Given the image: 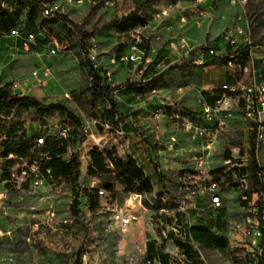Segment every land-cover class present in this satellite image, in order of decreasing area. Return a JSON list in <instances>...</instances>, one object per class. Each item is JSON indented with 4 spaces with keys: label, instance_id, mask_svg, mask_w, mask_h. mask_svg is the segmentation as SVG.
<instances>
[{
    "label": "rangeland",
    "instance_id": "1",
    "mask_svg": "<svg viewBox=\"0 0 264 264\" xmlns=\"http://www.w3.org/2000/svg\"><path fill=\"white\" fill-rule=\"evenodd\" d=\"M180 1L186 0H118L113 7L107 8L95 0H83L80 3L57 0L59 7L54 16L47 18L40 12L35 16L39 26L30 29L38 33L44 28V42L56 39L61 46L57 56L46 60L52 67V73L42 84H37L32 76L39 59L17 51L14 39H0V87H6L15 94L36 97L45 105L58 103L67 109V112L53 110L41 116L36 115L33 108L15 107L0 111V264H74L77 259L79 264H148V240L157 245L164 244L171 255V264H194L186 258L177 242L185 239L190 225H213L217 210L212 206V192L208 190L209 181L218 174L213 173V170L224 165L226 148L246 166L251 146L249 137L253 130L241 116L229 120L214 138L207 158V173L196 172L193 168L195 157L204 151L206 141L186 135L177 124V118H164L160 122L148 118L144 129L126 123L128 117L133 115L134 104L141 102L134 90L126 92L134 93L129 97L121 93L124 85L130 82L128 79L133 68L132 64L119 60L120 54L128 47L129 38L115 27H104L134 10L149 19L157 9ZM13 9L18 10L24 19L29 5L27 2L13 4ZM238 14L243 15L241 21L246 24L253 44L264 46V0H249L245 6L228 3L225 19L219 21L213 33H218L231 19L230 24L233 23ZM59 15L71 20L79 32L93 35L81 38ZM22 25L18 23L16 27ZM167 42L158 43L159 53ZM144 45L147 47L149 41ZM254 52L259 55L261 52V56L264 53L261 48H254ZM89 61L100 74L105 70L113 74L111 82L115 87L110 88L107 96L114 101L115 109L119 110L117 113H122L120 119L124 123V135L118 133L121 121L117 120L116 114H108L111 109L109 100L102 94H95L91 87ZM161 62L158 54L154 56L147 70L131 75L136 81L130 84L141 85L146 91L152 86L160 87L154 79L163 71L158 72L167 61ZM124 68L128 74L126 76L121 75ZM155 72L158 74L149 77ZM13 82H18V89L11 88ZM166 112L167 117H170L174 110L167 107ZM68 113L79 118L81 124L77 125ZM147 114L152 116L150 111ZM99 117L101 120H110V128L100 124L96 126L94 119ZM63 121L72 124L74 134L78 137L72 152L62 156L72 165L71 176H55L46 187L38 189H14L5 181L8 179L6 168L15 163L11 161L10 164V159L2 154L8 137L7 130L21 125L20 134L31 147L39 133L49 134L56 124ZM171 124L174 128L168 129ZM81 126L89 129L84 133V141L80 140ZM175 134L178 142L170 148L169 139ZM140 143L143 144L144 153L141 156L140 147H137ZM93 147L104 152L112 151L123 159L135 153L153 183L152 191L141 193L135 187L128 190L119 176L111 180L116 189L108 190L103 177L88 171L90 150ZM257 148V156L263 166L264 141L257 140ZM244 149L246 155L241 152ZM249 178L251 185L252 180ZM98 187L104 189L105 194L98 193V203L91 206L89 194L92 190H98ZM5 191H8V195L1 196ZM243 192L242 188L233 185L220 189L221 206L228 209V225L239 221L244 213L243 207H247L242 202ZM134 193L141 194V197H135ZM76 195L77 205L73 207ZM107 205L114 209L129 208L137 214V219L121 230L110 219L109 213L102 212V208ZM47 208L55 212L54 221L48 223L45 221ZM178 211H186L190 223H186V217L178 223L175 220ZM177 226L181 227L180 232L173 229ZM171 232L172 235L168 237ZM193 245L199 264H245L244 251L240 248L227 245L220 250L195 242Z\"/></svg>",
    "mask_w": 264,
    "mask_h": 264
},
{
    "label": "built area",
    "instance_id": "2",
    "mask_svg": "<svg viewBox=\"0 0 264 264\" xmlns=\"http://www.w3.org/2000/svg\"><path fill=\"white\" fill-rule=\"evenodd\" d=\"M19 0H0L3 8L13 10L11 5L17 4ZM39 3L41 14L44 17L52 18L58 10L57 0H34ZM68 3H80L83 0H65ZM107 8L113 7L118 0H95ZM202 0H196V4L183 5V2H176L163 6L152 13L151 18H146L145 24H138L129 29L125 34L129 38L128 47L120 54L119 60L125 64H132L128 81L136 79L131 76L136 72L143 73L153 63V58L149 56L151 50V40L158 38L157 26L167 23L175 14H178L181 23H187L191 15L198 17L205 16V10L200 6ZM232 6H245L249 0H227ZM242 14L235 16V21L226 27L221 39L222 44L208 43L191 46L183 35L168 38L166 47L169 51L176 54L178 62H187L196 66H207L215 63V59L224 58L229 67L238 66L241 71L251 77V81L237 80L234 83L224 82L220 85V92L216 96L213 104L204 103L198 113H190L181 107L178 100L165 99L160 96V87L152 86L148 91L140 92L136 95L137 99L145 97L157 98L154 109L152 110L153 120L160 122L167 116L166 108L172 107L174 112L172 118H177L181 130L193 139H204L206 141L204 151L196 155L193 168L200 174L207 173V158L210 149L214 144L215 136L220 129L231 119L241 116L249 124V128L256 131V139L264 141V53L259 58H253L252 48L263 49L264 46L253 45L250 32L241 20ZM170 28V27H168ZM12 38L15 41L17 51L25 52L39 59V64L32 70V76L37 84L45 82V78L51 75L52 67L46 61L57 56L61 52V46L56 39L44 42L46 31L43 28L38 33L26 28L25 22L21 27L13 26L8 31L0 29V39ZM149 41L146 50L141 45ZM43 47V48H42ZM220 47V49H219ZM222 47V48H221ZM248 49L250 62L243 64L239 56ZM160 65V63L158 64ZM103 81L110 87H115L112 78L113 74L109 70L101 73ZM13 90L19 88L18 82L11 85ZM182 91V88H178ZM118 93V90H115ZM25 95V94H22ZM117 120L121 121V115L116 114ZM101 125L110 128V120H100ZM214 127L213 130L211 127ZM124 123L119 124L118 133L124 135ZM81 130L86 133L89 129L81 126ZM56 138L60 145H66V152H72L73 145L70 143L74 137V128L69 121H63L54 126V130L49 134L39 133L35 137L33 144L29 148L26 156L11 152L9 159L15 160V164L10 170L9 182L18 191L27 189H38L46 187L48 181L55 177L52 167L48 164L52 159L50 149H47V138ZM178 142V136L172 135L169 139V147L173 148ZM91 159V158H90ZM224 164L228 168L239 166L232 157L225 158ZM264 166V165H263ZM210 174V172H209ZM249 174L237 177L240 187L244 190L242 200L248 201V208L239 221L229 224L224 232L228 245L240 248L244 251L245 264H261L264 259V191H254L250 185ZM260 181L264 183V170L259 173ZM98 193L105 194V190L97 188ZM208 190L212 192V203L215 207L221 205L219 192V182L211 178ZM8 191L1 193L6 197ZM135 197L141 194L134 193ZM103 213H109L110 219L118 225L121 230H125L133 221L137 219V214L129 208L114 209L111 206H104ZM186 214V211H183ZM186 223L189 216L186 214ZM45 221L52 222L55 219V212L51 208L45 210ZM176 220V218H175ZM180 226L174 227L175 231L180 232Z\"/></svg>",
    "mask_w": 264,
    "mask_h": 264
},
{
    "label": "trees",
    "instance_id": "3",
    "mask_svg": "<svg viewBox=\"0 0 264 264\" xmlns=\"http://www.w3.org/2000/svg\"><path fill=\"white\" fill-rule=\"evenodd\" d=\"M149 1V0H147ZM27 2L29 5V9L25 15V18L22 19L18 10H9L7 8H3L0 5V29L2 31H8L11 27L16 26L18 23L25 22L26 28L29 30L32 28H37L39 25L35 22V16L40 14V6L37 1L34 0H19L17 4ZM138 10L132 11L129 15L121 19H115L110 21L104 27H115L118 32L124 33L129 29L137 26L138 24H145L146 18L139 15ZM74 30H76L75 25L71 20H68L67 17L59 15ZM81 38L88 37L93 35L92 33H82L76 30ZM255 45V44H253ZM146 50L148 46L144 47ZM248 47L241 53L239 56L240 61L243 64L248 63L250 60V56L248 55ZM226 60L224 58H217L212 63H222ZM227 62V61H226ZM197 67L196 65H191L187 62H175L169 65L165 70H163L158 78H155V81H158L162 78L166 73L171 70L176 69H189ZM89 75L91 77L92 89L95 94L104 95L109 102L111 103V109L108 111L109 115L115 113V103L112 99L108 98L107 94L111 91V87L103 81L101 74L94 68L93 64L89 61ZM133 82H128L124 85L123 89H134L135 94L146 91V88L143 86H138L135 84H130ZM33 108L36 115L41 116L46 113H49L53 110H61L63 112H67L65 106L58 103L51 104H43L40 99L29 96V95H19L15 94L12 91L8 90L6 87H0V111L3 110H11L13 108ZM192 113V112H190ZM68 116L72 118V120L80 125L81 121L79 118L74 116L71 113H68ZM22 128L21 125L18 127L12 126L7 130V140L4 142V151L3 155L6 157L11 152H15L19 155L26 156L29 153L30 144L25 141L21 134H18ZM82 136L80 138L81 141L85 140L84 132L81 130ZM19 137L17 138V136ZM78 140L77 135L74 134V137L71 139V144L74 145ZM249 141L251 143L249 149V161L246 166H234L232 170L236 173V175L241 176L243 174L249 173L251 177L252 183L251 188L254 191L263 192L264 191V183L260 181L259 173L264 170V166H261L257 159V139H256V131H252L249 137ZM50 151L52 154V159L49 161V165L52 167L53 173L57 177H69L71 176L72 165L69 161H66L62 158V155L66 152V145H60L58 140H54L51 144ZM225 157H231V151L226 148L225 149ZM90 165H89V173L96 176H101L105 179L104 186L110 190L114 191L116 189V185L111 182L113 177L119 176L125 183V188L131 190L132 188H136L141 193L143 192H151L153 189V183L145 173L142 167L137 164V161L132 156H127L126 159L120 158L116 156L112 151L104 152L100 150L98 147H93L90 150ZM11 164V163H10ZM112 166V167H111ZM222 168H217L213 170V173L220 172ZM115 171V172H114ZM9 167L6 168L5 173L8 174ZM229 178V177H228ZM213 179L219 181V177L216 175ZM230 185L238 186L236 182H232ZM93 192L89 194V200L91 206H95L98 203V190H92ZM77 195L75 196V200L72 202V206L77 205ZM183 212L178 211L176 213V221H181L183 217ZM226 214L224 208H221L217 218V229H222L221 218ZM172 235V232L167 236ZM193 242L198 243L199 245H203L210 249H220L223 250L227 247L228 241L223 234H219L216 230L212 229V226L207 225H190L188 226V234L186 233L185 239L177 242L178 247L184 252L186 258L194 264H199V259L197 257V253L195 251ZM147 250V260L148 264H154L155 259H157L160 264H171V255L166 251L164 244H155L152 241L146 242ZM74 264H79L78 259L74 262ZM261 264H264V259L261 261Z\"/></svg>",
    "mask_w": 264,
    "mask_h": 264
},
{
    "label": "crops",
    "instance_id": "4",
    "mask_svg": "<svg viewBox=\"0 0 264 264\" xmlns=\"http://www.w3.org/2000/svg\"><path fill=\"white\" fill-rule=\"evenodd\" d=\"M188 4H196V0L183 1V5H188ZM199 4L205 10L204 17H198L195 14H193L190 16L189 21L187 23H181L179 21L178 14H175L167 23L157 26L158 38L154 37L151 40L150 46L151 48L154 49V51L151 50L149 52V56L153 58L158 54L160 59H162V62H164L165 60L167 61L165 64H163L162 66L163 68H161V70H159L158 72L165 70L169 65L178 62L176 54H174L173 52L167 49L166 47L167 43L165 44L163 50H161V52L159 53L160 44L158 43L166 41L168 38L172 36H177V35L185 36L191 46H196L199 44H203L205 42L215 43V44L223 43L221 36L224 30L226 29V27L230 25V22H232V19L226 22L218 33L215 34L213 32L215 27H217L219 21L225 19L227 6H228L227 0H202ZM11 7L13 8V5ZM125 33L126 32H124V34ZM251 51L253 53V58H259L261 56V52L260 55L258 52L255 53L254 48H252ZM247 62L249 63L250 60ZM126 72L127 71L124 68L121 72V75H125V76L128 75ZM158 72L153 73L149 77H152L153 75H157ZM158 77L159 76H157L156 78ZM251 79L252 78L245 75L238 66L229 67L227 65V62L223 61L222 63L217 62L215 64L207 65V66H197L194 68L183 69V70L180 69L171 70L170 72L166 73L162 78H160L157 82L160 85V96H162L165 99L178 100L179 104L183 109L188 110L192 113L194 112L198 113L204 103L206 102L209 104L214 103L216 96L220 92V85L222 83L224 82L234 83L237 80H245L249 82L251 81ZM179 87L182 88V91L178 90ZM122 90L123 91L121 93H126L130 89L124 90L122 88ZM131 94L134 93H126V96L129 97ZM156 101L157 98L145 97L144 99L141 100V102L134 104V107L132 108L133 115L128 117L126 123H133L135 127L139 129H144L143 126L145 123H148V118L149 120L153 119L152 116L150 117L147 114V111H150L152 113ZM118 111H119L118 109H115V113L113 114H117ZM120 115L122 116L121 112ZM165 118H172V116L170 117L166 116ZM94 120L96 121V126H98L99 124L101 125L100 117ZM173 128L174 126L171 124L168 129H173ZM18 134H20V131H18ZM18 137L19 135L17 136V138ZM140 139L141 138L139 137L138 140ZM54 140L57 139L54 137L47 138V145H46L47 149H51L50 147L52 146L51 144ZM137 147H140L139 149L140 156L144 155L143 144L140 143L137 145ZM258 149L259 148H257V151ZM137 151L138 150H136V152ZM241 152H243L244 155H246L247 153L246 149L241 150ZM8 156H6L5 158H8ZM130 156H132L137 161V164L140 167H142L135 153H130ZM239 156H240V151H239ZM119 157L122 158L120 155ZM231 157L236 162H238L239 164L238 167L244 166L242 163L239 162L237 156L232 151H231ZM244 157L245 156L243 157L241 156V158ZM257 159L259 164L261 165L259 156H257ZM11 161L15 162V160L10 159V163ZM13 166H8L9 172L8 174H6L8 179L10 177L9 174L10 170L12 169ZM220 168H222V170L217 174V176L219 177V181H218L219 192L221 188H228L232 182H236L238 184L236 188L238 189L241 188L237 180L238 175H236L234 170H232L233 167L228 168L224 164ZM8 179L5 181L7 182ZM242 202L244 204H247V207L246 206L243 207L244 209L243 212L245 213L246 209L248 208V201L242 200ZM222 203L223 202L221 200V205ZM221 205L219 207H215L214 205H212L214 209L217 210L213 216L214 223L212 225V229L216 230L219 234H224V229L227 228L228 225L226 223L228 209H226V207ZM221 208L225 209L226 214L221 218V223L223 226L222 229H217L216 218ZM244 213H242L241 218L244 215ZM184 217L185 214H183L181 221H177V222L181 223ZM156 262L160 264V262L157 259H155L154 264Z\"/></svg>",
    "mask_w": 264,
    "mask_h": 264
}]
</instances>
